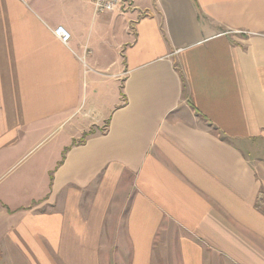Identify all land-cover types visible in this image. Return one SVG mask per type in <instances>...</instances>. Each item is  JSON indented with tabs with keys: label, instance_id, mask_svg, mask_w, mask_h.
<instances>
[{
	"label": "crops",
	"instance_id": "obj_1",
	"mask_svg": "<svg viewBox=\"0 0 264 264\" xmlns=\"http://www.w3.org/2000/svg\"><path fill=\"white\" fill-rule=\"evenodd\" d=\"M66 126L0 264H264V0H0V176Z\"/></svg>",
	"mask_w": 264,
	"mask_h": 264
},
{
	"label": "rangeland",
	"instance_id": "obj_2",
	"mask_svg": "<svg viewBox=\"0 0 264 264\" xmlns=\"http://www.w3.org/2000/svg\"><path fill=\"white\" fill-rule=\"evenodd\" d=\"M67 129L68 127L66 126L64 129L56 132L55 134H53L51 137L47 138L46 140L39 139V142H38L40 143L39 146L33 151L32 155L27 159L26 162H23L20 165V167H18L16 170H12L8 173L2 171L3 173L1 172V176H0V187L3 186L4 183L8 182L9 179L14 178L16 175H19L20 173H22L25 170V168H27L30 165L33 166L34 168V177L40 178V174L42 172H41V169L37 166H39V163L42 158L47 157L48 162L50 164L51 161L56 157V154H55L56 145L60 141L61 137H63L67 133ZM36 174L39 176H37ZM40 181L41 179H39L37 182H40ZM25 201L26 199H23V202ZM110 230L111 229H109V231ZM116 241H117L116 235L105 234L103 245L112 246L113 249L112 251L102 250V263L103 264H105V262L109 264L110 263L109 258L112 259V264H125L126 263L125 261L120 260L121 259L119 255L120 252L118 250H115Z\"/></svg>",
	"mask_w": 264,
	"mask_h": 264
},
{
	"label": "built area",
	"instance_id": "obj_3",
	"mask_svg": "<svg viewBox=\"0 0 264 264\" xmlns=\"http://www.w3.org/2000/svg\"><path fill=\"white\" fill-rule=\"evenodd\" d=\"M136 0H93L95 13L98 16L112 15L116 11H130L135 7ZM55 37L65 45L71 40L70 33L63 27L54 31Z\"/></svg>",
	"mask_w": 264,
	"mask_h": 264
}]
</instances>
